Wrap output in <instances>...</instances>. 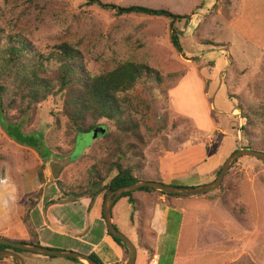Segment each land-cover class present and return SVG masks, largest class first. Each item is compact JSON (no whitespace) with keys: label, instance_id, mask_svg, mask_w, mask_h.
<instances>
[{"label":"rangeland","instance_id":"1","mask_svg":"<svg viewBox=\"0 0 264 264\" xmlns=\"http://www.w3.org/2000/svg\"><path fill=\"white\" fill-rule=\"evenodd\" d=\"M102 1L189 15L187 23H174L182 49L172 44L170 18L118 15L87 0H0V24L44 50L61 41L76 44L93 72L126 59L161 71V82L140 80L129 93L132 116L146 141L140 179L204 184L218 176L236 149L251 145L264 151V0ZM62 103L60 95L50 96L16 122L0 106L1 237L39 241L26 215L44 173L61 175L63 196L96 190L88 186L90 168L105 153L101 137L116 127L102 119L87 133L69 134ZM245 123L247 134L241 130ZM127 196L135 202L132 221L126 226L119 220L116 205L113 217L137 246L136 264H264V162L259 159L242 156L211 192L172 196L136 190ZM32 211L39 222L40 211ZM123 251L126 262L129 251ZM111 253L109 260L99 255L104 264L115 263ZM20 254L26 264H87L27 250ZM0 264L17 262L2 257Z\"/></svg>","mask_w":264,"mask_h":264},{"label":"trees","instance_id":"2","mask_svg":"<svg viewBox=\"0 0 264 264\" xmlns=\"http://www.w3.org/2000/svg\"><path fill=\"white\" fill-rule=\"evenodd\" d=\"M87 2L99 5L103 9L113 10L118 15L142 14L170 18L173 27L172 44L177 50L182 49L180 32L174 27V23L182 19H186L187 23L190 19L187 14H179L165 7L155 8L140 4L123 6L102 0H87ZM147 79L159 83L163 80V75L148 62L136 59H126L93 72L88 67L86 54L76 44L61 41L44 50L23 33L7 30L0 24V106L9 120L16 122L50 96L60 95L63 102L61 113L67 118V133H87L102 119L111 121L116 127L101 137L100 142L106 147L105 153L90 168L93 176L92 179L90 177L89 188L97 189L101 183L103 184L100 188L103 192L102 218H104L103 204L107 194L118 187L139 180L140 176L137 172L146 166L143 160L146 141L139 123L132 116L133 106L129 93L138 81ZM5 99L8 100L7 103ZM10 109H14L15 113L9 115ZM241 130L247 134V123L241 127ZM73 143L75 145L76 137ZM245 147L252 148L251 145ZM126 159L133 160L132 164H127ZM113 171L115 174L110 178ZM108 178L110 180L106 182ZM137 190L157 191L148 186ZM43 191V188H40L34 194L35 198L31 201L26 215L31 233L36 236L38 234L31 219V212L42 197ZM134 191L124 192L115 203ZM55 203H58V200L53 199L48 205L54 206ZM111 236L127 253L125 243ZM21 242L27 241L21 240ZM27 243L40 245L39 241ZM0 249H12L19 253L25 251L3 244L0 245ZM89 255L104 264L96 252H91ZM71 259L84 263L75 258Z\"/></svg>","mask_w":264,"mask_h":264},{"label":"crops","instance_id":"3","mask_svg":"<svg viewBox=\"0 0 264 264\" xmlns=\"http://www.w3.org/2000/svg\"><path fill=\"white\" fill-rule=\"evenodd\" d=\"M60 176L59 174L54 177L52 173L51 175L44 173L43 182H39L35 188L44 190L42 197L34 207L40 211L39 222L36 223L31 217L39 241L48 246L71 248L86 254L96 252L100 256L105 255L103 256L105 259L112 254V251L117 258L113 260L115 263L110 264H123L125 262L123 247L108 233L105 219L101 217L103 198V192L100 191L101 185L95 191L83 195L67 196L64 194L63 196L60 190L64 189L66 184L61 181ZM53 199L58 200V203L54 206L48 205V202ZM143 199L144 197H139L137 200L142 202ZM114 205H116L113 206L116 217L119 220H125L127 226L132 221L133 211H135L130 196L118 200ZM42 213H45V216ZM116 217H113L114 222Z\"/></svg>","mask_w":264,"mask_h":264},{"label":"water","instance_id":"4","mask_svg":"<svg viewBox=\"0 0 264 264\" xmlns=\"http://www.w3.org/2000/svg\"><path fill=\"white\" fill-rule=\"evenodd\" d=\"M242 156H251L256 159H259L264 162V151L255 150L253 148L242 147L233 151L225 160L222 165L218 176L211 182L193 185V186H181V185H171L165 184L159 181H150L139 179L132 184L118 187L112 191H110L103 204V213L104 219L106 222L108 233L113 235L114 237L122 240L125 243V247L129 251L128 260L123 264H136L137 260V246L135 243L123 232H121L113 221V206L115 201L124 193L128 191H134L141 187H151L157 191H162L168 194H178V195H196L203 194L207 192L214 191L218 189L224 180L225 175L233 166V164L239 160ZM9 245L15 248H19L22 250H27L31 252H35L41 255L47 256H63L69 258H75L87 264H101L95 259H93L89 254L79 252L76 250L70 249H55L51 247H45L42 245L31 244L27 242L21 241H12L5 237L0 236V245ZM2 257H12L16 260L17 264H26L24 257L19 253L12 249H0V258Z\"/></svg>","mask_w":264,"mask_h":264},{"label":"bare ground","instance_id":"5","mask_svg":"<svg viewBox=\"0 0 264 264\" xmlns=\"http://www.w3.org/2000/svg\"><path fill=\"white\" fill-rule=\"evenodd\" d=\"M86 262V261H85Z\"/></svg>","mask_w":264,"mask_h":264}]
</instances>
